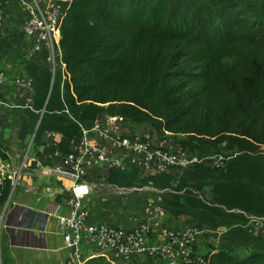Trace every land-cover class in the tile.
I'll return each mask as SVG.
<instances>
[{
    "label": "trees",
    "instance_id": "1",
    "mask_svg": "<svg viewBox=\"0 0 264 264\" xmlns=\"http://www.w3.org/2000/svg\"><path fill=\"white\" fill-rule=\"evenodd\" d=\"M45 1L60 15L63 69L53 74L24 62L32 96L17 117L19 140L33 136L45 146L42 134L55 132L60 140L51 150L67 155L70 141L108 115L149 124L200 157L235 152L223 168L190 167L175 186L166 174L141 178L132 166L111 170L108 182L168 189V217L225 228L206 264H264V242L242 229L248 217L264 218V154L233 146L253 137L264 147V0ZM0 45L31 48L19 30ZM0 158L8 159L1 142ZM3 182L0 208L12 187ZM239 246L252 249L235 255ZM84 264L112 263L97 257Z\"/></svg>",
    "mask_w": 264,
    "mask_h": 264
},
{
    "label": "built area",
    "instance_id": "2",
    "mask_svg": "<svg viewBox=\"0 0 264 264\" xmlns=\"http://www.w3.org/2000/svg\"><path fill=\"white\" fill-rule=\"evenodd\" d=\"M12 9L21 14L18 30L31 46L34 62L46 67L52 65L53 74L61 73L60 15L54 2L0 0V20ZM57 63L60 67L55 68ZM7 80V74L0 73V105L13 108L1 93ZM18 81L29 87L27 79ZM30 105L31 97L16 108ZM125 122L128 121L118 117L99 116L89 130H82L79 139L69 142V154L51 153L52 172L72 182L70 187H63L53 195L65 210L59 219L58 231L69 252L67 264H84L97 257L112 264L146 260L150 264H206L205 255L197 253L195 246L202 230L210 229L206 226L199 229L193 222L167 226L164 205L170 190L154 188L150 183L115 186L108 182V177L111 170L125 171L132 166L141 178L166 174L175 186L190 167L220 169L235 152L200 157L198 149L179 147L170 138L158 135L149 124L151 128L147 132L116 126ZM42 139L46 146L56 147L60 135L45 132ZM7 164L8 159L0 158L1 181L9 176L5 172ZM12 178L14 181L13 175L8 179ZM44 190L49 192L50 187Z\"/></svg>",
    "mask_w": 264,
    "mask_h": 264
},
{
    "label": "crops",
    "instance_id": "3",
    "mask_svg": "<svg viewBox=\"0 0 264 264\" xmlns=\"http://www.w3.org/2000/svg\"><path fill=\"white\" fill-rule=\"evenodd\" d=\"M14 18L20 20L21 14L8 10L7 21L16 24ZM16 27L18 30L19 24ZM24 78L26 81L24 72L18 77L7 75L6 86L1 89L6 101L16 107L32 96L30 88L18 81ZM10 109L0 105V114L3 116V111ZM14 109L18 117L21 108ZM10 122L18 130V119ZM11 137L3 131L0 121V142H4L5 150ZM16 137L18 142L9 148L17 158H22L14 171L9 161L5 168L8 178L11 174L14 177V194L7 213H2L3 218H0V264H62L69 257L58 231V222L65 210L55 202L53 195L63 187H70L72 182L52 172L49 146H36L32 138L20 141L18 135ZM0 185H4L1 180ZM45 187H50V191L45 192Z\"/></svg>",
    "mask_w": 264,
    "mask_h": 264
},
{
    "label": "rangeland",
    "instance_id": "4",
    "mask_svg": "<svg viewBox=\"0 0 264 264\" xmlns=\"http://www.w3.org/2000/svg\"><path fill=\"white\" fill-rule=\"evenodd\" d=\"M42 2H44V0H41ZM7 17H8V13L6 15V18L3 20H0V40L14 32L17 30V27L15 28V25L19 24V20L18 18H14V20L16 21V24H11L10 21H7ZM34 56L31 55V48L27 49V48H18L16 49H7L5 46H1L0 45V73H5L7 75H13L15 77L21 76V73L23 74V66H24V62L25 61H32L34 62ZM36 59V58H35ZM234 59H227L225 60V62L231 63L233 62ZM35 63V62H34ZM11 65V66H10ZM40 65V64H39ZM43 66V65H41ZM51 71H52V65L47 66ZM60 67V63H57L55 65V68ZM16 108V106H14L13 108H11L8 111H3V116L2 114H0V121L3 122V131H7V133H9V137H11V139L9 140V143L6 145V151L8 153V161L12 164V170L14 171L15 169L18 168L19 163L21 161V158H17L15 156V153L12 152L10 150V145L11 144H15L16 142H18L17 140V130L16 127H14L10 122L13 121L14 119L17 118V114H16V110L14 109ZM140 124H137L135 122L130 123L125 122V123H119L118 125H116L117 127L120 126V128L126 129L127 131H133V132H142V131H149L150 130V126L148 124H141V126H139ZM27 139H31V136L28 137ZM181 139V138H179ZM4 144V142H3ZM4 146V145H3ZM233 146L237 149H246V150H252L254 151L256 154L257 153H262L264 154V147L261 146V144L259 143V140L256 138H243L240 141H237L233 144ZM12 175V174H11ZM10 181H12V187H11V191H10V196L7 199L5 205L3 206V208L1 209V217L3 218V211L5 210L4 213H7L8 211V207L12 204L13 202V194H14V190H13V178L9 179ZM3 182V181H2ZM1 221V220H0ZM187 223H190L189 218L187 217H181L179 219H172L170 217H167L166 220V224L169 227H173L175 224L176 225H185ZM201 229V228H199ZM244 233L248 236V237H254V238H259L264 242V218H257L255 221H250L249 219L247 220L246 224L242 227ZM225 228H220V229H216V230H202V232L200 233V240L197 242L196 244V252L202 255H206L208 253H214L216 252L220 246L223 245V234L225 232ZM251 247L249 246H239L236 247L233 251V253L235 255H239V256H243L245 254H248L251 251ZM254 250V249H253ZM40 255H43V253H41ZM55 264H59V263H55ZM62 264H67L66 261H64V263ZM135 264H150L149 261H144L139 262V261H135Z\"/></svg>",
    "mask_w": 264,
    "mask_h": 264
}]
</instances>
